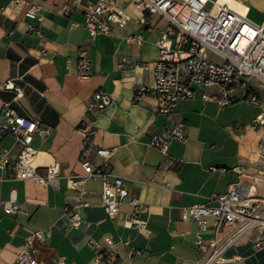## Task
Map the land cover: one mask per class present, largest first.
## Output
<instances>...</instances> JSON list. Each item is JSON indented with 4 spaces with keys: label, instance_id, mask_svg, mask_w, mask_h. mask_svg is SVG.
<instances>
[{
    "label": "crops",
    "instance_id": "obj_1",
    "mask_svg": "<svg viewBox=\"0 0 264 264\" xmlns=\"http://www.w3.org/2000/svg\"><path fill=\"white\" fill-rule=\"evenodd\" d=\"M39 6L36 18H28L25 5L17 13L11 0H0V112L7 103L18 115L48 127L45 138L35 134L31 145L37 150L34 167L42 172L59 163L62 178L58 188L17 180L10 167L0 168V201L11 189L19 211H0V264H16V258L31 231L49 230L50 237L37 243L35 264H88L94 256L87 242L95 239L105 248L106 237L113 241L114 264H202L211 230L203 235V247L194 246L197 225L181 218L182 208L209 203L212 194H224L233 183L252 187L264 196V152L260 140L249 127L259 108L243 99L219 107L198 95L178 102L175 121H181L186 142L171 141L165 153L151 147L149 137L167 124L156 111L153 94L133 100L138 86L152 87V64L158 55L157 43L167 22L139 12L127 0L118 5L129 15L123 29L90 38L82 26L85 5L96 0H24ZM227 2L254 24H264V0H211ZM68 5L70 12L60 9ZM75 26H71L72 23ZM29 27L34 30L30 31ZM140 35L141 45L128 43L129 35ZM87 51L91 75L79 80L75 75L76 56ZM69 65V70L65 69ZM18 87L5 90V83ZM97 92H106L112 101L102 109L93 125V144L112 149L109 170L123 179L131 196L148 208L138 218L146 221L141 231L125 226L134 207L122 203L116 216L109 218L101 206V179L91 178L79 197L66 185L65 176L81 175V136L77 129L88 122L86 105ZM240 94V91H238ZM14 160L19 148L10 136L0 139V153ZM95 166L99 160L93 161ZM239 169L240 173L234 169ZM81 200L82 224L68 227L66 204ZM213 218H207L211 225ZM261 235H244L223 253L216 264H264V247H256ZM136 249L139 254L129 256Z\"/></svg>",
    "mask_w": 264,
    "mask_h": 264
},
{
    "label": "built area",
    "instance_id": "obj_2",
    "mask_svg": "<svg viewBox=\"0 0 264 264\" xmlns=\"http://www.w3.org/2000/svg\"><path fill=\"white\" fill-rule=\"evenodd\" d=\"M78 1L72 0V3L77 4ZM127 3L139 12L167 22L157 43L158 55L152 64L153 85L138 86L133 91L134 101L148 93L153 94L157 113L167 119V124L160 132L150 135L148 144L151 147L165 153L171 141L186 142L184 125L181 121H175L173 116L178 102L193 99L197 93L202 101H213L219 107L229 106L239 99L257 106L259 111L251 119L249 127L256 134H264V24H254L246 17V13L218 1L127 0ZM10 5L16 13L28 5L25 16L32 19L36 18L40 9L24 0H11ZM5 10L1 9V16ZM60 11L68 14L70 7L64 5ZM129 21V15L118 5V0H96L85 5L82 26L93 39L98 35L110 34L114 28L123 29ZM75 25L74 22L71 24L72 27ZM29 30L33 31L34 28L29 27ZM125 40L137 45L143 42L138 34L126 36ZM210 55L221 58L222 62L212 60ZM65 69L69 70L68 64ZM75 75L79 80L90 78V59L84 49L77 53ZM3 88L15 90L16 97L21 96L18 87L12 83H5ZM111 101L108 93L97 92L87 103L85 113L89 115V120L83 121L77 129L81 136L79 162L83 174L65 176L66 185L81 197L85 193V182L100 178L101 206L105 215L112 218L118 214L122 203H129L134 209L128 215L125 226L141 231L146 221L139 219L138 215L147 214L148 208L137 197L130 195L121 177L109 170L108 159L112 149L93 144L96 134L93 121ZM48 133V127L18 115L4 103L0 112V139L12 137L19 153L11 160L7 152H1L0 168L10 167L17 180H29L57 189L58 181L62 178L60 164L54 163L42 172H38L33 165L37 155V150L31 145L33 136L38 134L45 138ZM95 159L99 160L97 166L93 164ZM234 171L240 173L238 167ZM208 201L183 207L181 215L183 220L191 219L197 225L194 241L197 249L203 247V235L211 230L202 264L220 263L226 249L253 231L261 235L255 246L264 247V196L256 195L252 187L233 183L226 193L212 194ZM83 205L80 199L65 205L64 212L70 229L81 226L80 209ZM19 208L15 191L11 189L8 199L0 201V211L13 215ZM209 217L214 219L211 225L207 221ZM49 237V230L31 231L24 239L16 264H35L37 243ZM103 243L105 248L101 249L98 241L92 238L88 240V246L94 251L88 264L116 262L112 239L106 237ZM128 254L133 256L139 251L131 249Z\"/></svg>",
    "mask_w": 264,
    "mask_h": 264
},
{
    "label": "rangeland",
    "instance_id": "obj_3",
    "mask_svg": "<svg viewBox=\"0 0 264 264\" xmlns=\"http://www.w3.org/2000/svg\"><path fill=\"white\" fill-rule=\"evenodd\" d=\"M210 58L212 59V60H214V61H216V62H222V59L221 58H219V57H217V56H215V55H210ZM260 142H261V147H260V151L261 152H264V140H260Z\"/></svg>",
    "mask_w": 264,
    "mask_h": 264
},
{
    "label": "bare ground",
    "instance_id": "obj_4",
    "mask_svg": "<svg viewBox=\"0 0 264 264\" xmlns=\"http://www.w3.org/2000/svg\"><path fill=\"white\" fill-rule=\"evenodd\" d=\"M219 3H227V2H219Z\"/></svg>",
    "mask_w": 264,
    "mask_h": 264
}]
</instances>
